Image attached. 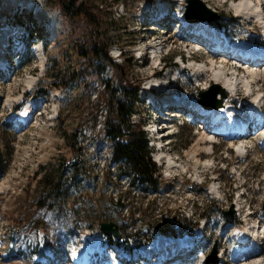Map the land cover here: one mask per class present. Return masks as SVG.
<instances>
[{"label": "rangeland", "instance_id": "obj_1", "mask_svg": "<svg viewBox=\"0 0 264 264\" xmlns=\"http://www.w3.org/2000/svg\"><path fill=\"white\" fill-rule=\"evenodd\" d=\"M144 1L158 4L157 0H77L76 4L85 2L93 12L99 10L102 19L94 26L76 20L72 27L55 6L52 10L44 8L41 0H0V29L28 27L24 43L14 44L19 50L23 46L26 50L16 55L10 52L11 58L4 68L7 74L0 71V264H72L70 253L78 246L95 248L108 244L100 230L101 222L111 221L118 232L127 234L145 227L143 233L155 238L159 230L168 234L191 231L192 224L203 223L201 219L198 221L199 215L205 216L206 224L203 237L191 249V264H197L200 255L204 262L220 264L219 253L224 251L221 258L234 264L231 247L240 213L233 211L230 223L225 213L232 206L235 209L236 203H244L253 218H264V148L255 141H249L245 156L238 158L228 140L217 138L219 143L201 153L195 163L184 154L194 143L196 130L190 124L172 126L168 132L178 130V133L170 137L165 151L177 164L182 162L184 168L176 167L169 176L162 163L152 184L141 180L128 184V179L120 176L121 170H127V164L109 160V156L113 157L109 151L111 141L102 133L106 120H114V112L107 99L114 88L116 97L122 95L116 81L110 79L114 71L99 59L93 61L88 72L77 73L84 59L77 44L84 39L88 41L90 36L99 38L108 44L109 55L118 63L123 58L118 48L122 49L129 77L134 82L140 81V87L156 71L152 69L154 61L148 46L155 45V37L160 39L164 31L167 30L162 37L167 44L164 43L163 49L170 50L163 55L174 53V61L182 53L188 58L180 40H186L190 33L185 29V0L173 2L176 7L173 20H163L165 27L155 30L153 39L149 38L151 32L137 20ZM203 1L229 22L222 23L236 37L264 46V36L256 29L235 23L232 5L238 0ZM17 11H21L19 21L15 17ZM38 11L47 17L42 25ZM143 21L155 23L151 19ZM141 48L142 53L138 52ZM197 58L198 64L210 67L208 56L199 54ZM172 59L168 56L164 62L174 67ZM184 61V66L190 69L172 73L179 77L177 89L192 98L199 92H209L215 83L210 75L213 72L197 76L198 71L192 69L194 63ZM30 78L34 80L28 84ZM103 82L109 84L108 92L103 89ZM259 84L264 90V84ZM138 97L133 101L131 118L143 125L151 119L150 108ZM243 98L244 95L237 103L247 106L250 99ZM36 100L42 102L39 107L33 106ZM228 101L232 99L229 97ZM29 104L31 112L26 120L24 112ZM147 146L146 143L149 156ZM152 155L155 157V151ZM208 159V166L200 165ZM76 160L80 165L75 173ZM213 178L219 181L217 194H209L206 187ZM117 203L121 204L119 209ZM139 239L135 237L134 243ZM260 244L264 245V240ZM259 259L264 260V254ZM102 260L104 264H112L107 256L90 257L85 262L99 264ZM120 264L128 263L124 260Z\"/></svg>", "mask_w": 264, "mask_h": 264}, {"label": "trees", "instance_id": "obj_2", "mask_svg": "<svg viewBox=\"0 0 264 264\" xmlns=\"http://www.w3.org/2000/svg\"><path fill=\"white\" fill-rule=\"evenodd\" d=\"M42 6L47 9H53L59 11L60 15L66 18L69 26L74 25L76 20H83L87 25H93L100 21L102 18L99 15V10L93 12L89 9L85 2L77 3V0H41ZM32 6L30 12L32 11ZM97 7V6H96ZM16 20L21 18V11L15 12ZM222 19L221 16H217L215 21ZM28 28V27H27ZM74 32L75 29L72 28ZM78 53L84 58L83 65L77 71L80 75L88 72L95 59H99L104 65L111 68L113 75L110 79L116 81L119 92H121V98L116 97L115 88L109 96V105L114 112V120L107 119L104 132L114 142L113 159L115 161H124L127 164V170H121L122 173L132 174L134 179L141 180L145 183L152 184L158 172L154 166V163L147 155L146 151V139L142 132V125L140 122H133L131 116L133 114V101L136 100L137 90L140 87V81L134 82L132 77H129V71L125 60L126 54H122L121 63H117L112 59L108 53V44H103L99 38L90 36L89 40L79 42L77 44ZM126 70V71H125ZM103 89L109 91L110 86L107 82H103ZM121 124V125H120ZM76 166H74V172L79 169L80 161L76 160ZM2 165V159L0 157V166ZM54 191V187L51 188V192ZM165 232L164 230H159ZM120 233L119 240H115L112 235L105 236L107 242L117 243L123 246V248L130 252L134 249L135 237L139 236L140 241L149 239V235H145L140 228L138 232L134 233ZM130 237V240L127 238Z\"/></svg>", "mask_w": 264, "mask_h": 264}, {"label": "bare ground", "instance_id": "obj_3", "mask_svg": "<svg viewBox=\"0 0 264 264\" xmlns=\"http://www.w3.org/2000/svg\"><path fill=\"white\" fill-rule=\"evenodd\" d=\"M232 7L237 13H240L242 15H246L248 17H253V18L260 20V17L262 16L261 15L262 12L260 11L259 8H257L255 6L254 0H238L237 2L234 1ZM38 15L40 17V18L38 17L39 20H42L46 17L44 12L38 11ZM261 21H262V23H264V17L261 19ZM204 22H205V20H201V21L194 22L192 24L196 25L197 26L196 28H199L200 26L204 25ZM161 26H164V24H162ZM188 27H186V28H188ZM152 28H156V27L153 26ZM15 31H16V29L12 26H10V27L5 26V27H2L0 29V48L3 45V41L6 40L7 33L8 32L14 33ZM216 36H218V34H216ZM216 40H218V39H216ZM191 46H193V45H191ZM154 47L155 46L150 47L151 51H153L152 49ZM237 48L238 49H234V50L239 55L243 56V54H242L243 50L242 49H251L252 46L250 45V42L248 40L247 42H245V44L243 45L242 48H240V47H237ZM216 56H218L220 58L223 57V56L222 57L219 56L218 54H216ZM0 57H3V54L1 52H0ZM260 57L262 58V56H260ZM226 60L227 59H224L223 61L225 62ZM258 61H260V60H256L255 62H252L251 65L245 64L246 66H244V67L248 68V69L245 72H242V75H239L238 79L236 78L235 82L232 81V76L226 75L225 63L222 64V66L215 67L214 61L212 59H210V61H209L210 67L207 66V68H203V65L198 64L197 71H200L199 75H204V74L210 72L209 70H211L213 73H211L210 75L212 76L213 79H215L213 82L218 83L216 85H218L219 88L225 89V92L227 93L226 94L227 97H226L225 102L221 108L204 107V106L198 104L195 100L192 102V104L195 105V108L197 110L207 109L211 115H215L217 112H223V114H228L230 116V119H229V121H227L225 123V125L223 127L226 130L233 132L234 128L237 125L236 123L243 121V119L245 118V114L240 112V111L239 112L235 111L233 106L229 103V101H228V99L230 97L229 90L233 91L236 88L235 83L238 82L242 86H244L246 89H249L248 93L250 95H253V97H255V99H257L258 97L263 98L264 97V93H263L264 90L260 89L259 83H262V85L264 84V71L263 70L261 71V64L258 66L256 65V62H258ZM231 72H234V71H231ZM238 74H241V73L239 72ZM33 80H34V78H30L27 81L28 84L32 83ZM254 91L257 93L254 94L255 93ZM248 93H247V95H248ZM168 98H170V97H168ZM8 101H13V100H8ZM40 103L42 104L41 100H36L34 102L33 106L35 107L37 105L39 107ZM29 105L25 109V112H24V114H25L24 118L26 120H28L27 117H29L28 113L31 112L30 108H31L32 104L30 106ZM34 107H32V108H34ZM254 111H255V109L251 110L250 114L253 113ZM199 112H201V111H199ZM259 130H264V126L262 129H259ZM215 137H216L215 135L211 134V131L209 128H206V129H203V131L197 132L195 135L194 143L189 148V150H187L186 153L184 154L185 157L194 161L195 163H197L200 160L199 155L205 151L207 152V150L212 148V144H210L208 142V140L210 138H215ZM229 144H231L230 146H235L238 154L242 157L245 150L241 147H238V145H235L232 140H229L228 145ZM158 145H160V143H158ZM163 147L165 148V145H163ZM156 155H157L156 158L158 159V161L163 160L165 163L168 164V167L171 170L176 169V167H178L177 165L184 168V165L183 164L181 165L182 162L180 164H177L176 161L172 157H170L167 153H164L163 150H160L159 153ZM209 163H210V160L208 159V160L203 161V163H200V165L204 164V165L208 166ZM240 208H241V206L238 205V207H237L235 205V209H232V211L236 212V214H238V215L240 213L239 216L241 217L243 215V212L240 210ZM180 243H183V241L180 240L179 243H176V245H179ZM172 247H174V250H173V248H171L169 254H171L172 252H175L177 249V247L175 245H173ZM141 248H142L143 252L152 251L151 258L157 255V253H156V251H157L156 241H153V240L149 241L148 243L141 246ZM83 249H84V247H82L81 250H83ZM241 253H242V256L238 259V261L234 262V264L237 262H242V264H245L247 261H251L254 259L256 261H254L255 263H253V264H264V260H261V259L258 260V258L260 257V255L258 253L253 254V253L248 252V251L247 252L241 251ZM219 254H221V256H224L223 254H225V251H224V253L220 252ZM221 256H220V258H221ZM74 258H75V261L79 262V263L81 261L85 260L84 257L82 255H80L79 253H76ZM144 261L146 262L147 260H144ZM196 262H197V264H201L203 262V255H200V257L198 258V260H196ZM196 262H194V263H196ZM148 263L152 264V263H150V260L148 261ZM224 264H227V263H224Z\"/></svg>", "mask_w": 264, "mask_h": 264}, {"label": "water", "instance_id": "obj_4", "mask_svg": "<svg viewBox=\"0 0 264 264\" xmlns=\"http://www.w3.org/2000/svg\"><path fill=\"white\" fill-rule=\"evenodd\" d=\"M185 19L188 21L197 20H212L216 13H214L208 6H206L201 0H185ZM209 92H199L198 102L204 106L208 107H219L222 104V98L225 97V91L218 87V85L213 84ZM219 92L221 95L220 99L215 98L216 93ZM208 94V95H207ZM112 202V201H111ZM120 203L116 204V208L119 209ZM226 219L228 221L232 220V209L225 213ZM100 229L104 234H112L115 239L119 238V233L117 232V225L111 221L101 222ZM145 230V228L143 229Z\"/></svg>", "mask_w": 264, "mask_h": 264}]
</instances>
